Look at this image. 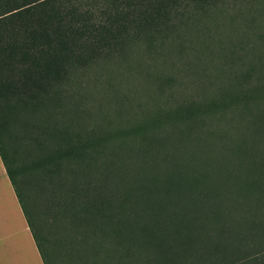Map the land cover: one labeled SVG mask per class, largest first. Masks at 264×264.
Instances as JSON below:
<instances>
[{
  "label": "trees",
  "instance_id": "16d2710c",
  "mask_svg": "<svg viewBox=\"0 0 264 264\" xmlns=\"http://www.w3.org/2000/svg\"><path fill=\"white\" fill-rule=\"evenodd\" d=\"M0 159L43 264H264V0H0Z\"/></svg>",
  "mask_w": 264,
  "mask_h": 264
},
{
  "label": "crops",
  "instance_id": "0c3cea01",
  "mask_svg": "<svg viewBox=\"0 0 264 264\" xmlns=\"http://www.w3.org/2000/svg\"><path fill=\"white\" fill-rule=\"evenodd\" d=\"M0 264H43L1 159Z\"/></svg>",
  "mask_w": 264,
  "mask_h": 264
}]
</instances>
